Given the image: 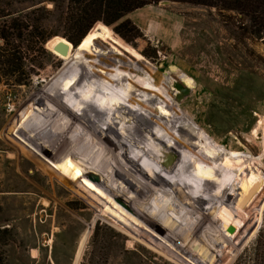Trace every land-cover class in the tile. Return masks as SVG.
<instances>
[{
	"label": "rangeland",
	"instance_id": "1",
	"mask_svg": "<svg viewBox=\"0 0 264 264\" xmlns=\"http://www.w3.org/2000/svg\"><path fill=\"white\" fill-rule=\"evenodd\" d=\"M41 1L12 9H52ZM126 19L138 33L98 22L111 40L67 63L47 40L22 51L25 68L0 67V264H253L263 39L246 38L237 13L171 0ZM172 81L191 88L178 105ZM160 152L177 159L164 168ZM251 171L259 189L237 200Z\"/></svg>",
	"mask_w": 264,
	"mask_h": 264
},
{
	"label": "trees",
	"instance_id": "2",
	"mask_svg": "<svg viewBox=\"0 0 264 264\" xmlns=\"http://www.w3.org/2000/svg\"><path fill=\"white\" fill-rule=\"evenodd\" d=\"M23 0H0V67L25 68L22 51L30 52L35 46L45 52L44 43L61 35L74 47L81 43L93 26L100 22L117 35L127 37L123 29L138 33L126 16L149 4L162 0H42L52 9L34 7L26 11H14ZM198 7L214 8L219 12H234L241 16L246 38L262 40L264 44V0H171ZM13 8V9H12ZM51 16H54L52 22ZM126 19V20H125ZM56 23L54 25L53 23ZM126 40V39H125ZM5 232L0 231V235ZM264 246V209L262 226L253 245L252 263ZM241 260L235 264H247Z\"/></svg>",
	"mask_w": 264,
	"mask_h": 264
},
{
	"label": "bare ground",
	"instance_id": "3",
	"mask_svg": "<svg viewBox=\"0 0 264 264\" xmlns=\"http://www.w3.org/2000/svg\"><path fill=\"white\" fill-rule=\"evenodd\" d=\"M110 30L106 27V26H104V25H102V24H99V23H97V24H95L94 25V27L86 34V36L82 39V41H81V43L78 45V47H77V51H75L74 53H77L78 51H80V50H84V51H87V50H89L90 49V47H91V44L94 42V41H96L97 39H100L101 37H105V38H110V40H111V38H112V36L110 35ZM115 42V41H114ZM69 48H70V46H69ZM81 52V51H80ZM73 53V54H74ZM61 59H63V60H65L66 61V63L67 62H69V60H71L70 58H72V52H67L64 56H60V55H58ZM78 56V55H77ZM135 73H137V71H135ZM138 75H140V74H138ZM138 80V79H137ZM190 83H188V85H189ZM110 85L111 86H113V82L111 81V83H110ZM150 88H152V87H150ZM149 88V89H150ZM155 88H158V86L157 87H155ZM157 90V89H156ZM128 92H129V96H131V97H134V99H133V101H130V103H132L133 105H134V107H135V104L137 103V101H136V94H135V92H137V90L136 89H132L131 87L129 88V90H127ZM139 91V90H138ZM150 94H154L156 97L155 98H157V100H160V96H158V94H155V92L151 89L150 90ZM154 97V96H153ZM149 99V98H148ZM112 100V99H111ZM150 100L151 101H154V99H152V98H150ZM157 102V101H156ZM174 103H175V101H173ZM146 103H149L148 101H146ZM165 103V101L163 100V101H158L157 103H156V106L158 107V106H160V108H162V105ZM175 104H177V103H175ZM168 105H170V104H168ZM178 105V104H177ZM110 111H116V110H114V109H111ZM143 111H140V113H142ZM117 113V112H116ZM112 115V114H111ZM110 115V116H111ZM112 117H113V115H112ZM152 117V116H151ZM131 118H128V120L129 121H131L130 120ZM154 119H157V118H154ZM258 125V124H257ZM259 127H261V129H263V127H264V116H263V118H261V120H260V122H259V125H258ZM257 126V127H258ZM255 131V130H254ZM256 134V133H255ZM252 137V136H251ZM93 141V140H92ZM160 154H161V156L162 155H164V154H166V153H163V152H160ZM166 155H168L169 157H171V163H170V166L173 164V162H175V160L177 159V156L174 154V155H172V154H166ZM160 156V157H161ZM159 157V158H160ZM231 156H229V158H230ZM161 164H162V161H161ZM163 165V164H162ZM169 166V167H170ZM164 167V166H163ZM169 167H164V168H169ZM257 180H258V175L257 174H255L253 171H251V172H248L246 175H245V177L244 178H242V180H240L241 182H240V191H239V194L237 195V200H241L242 198H243V195H245V193L247 192V191H249L250 189H252L253 187H255L256 185H257ZM260 184L261 183H258V185L255 187V189H254V191L253 192H255V191H257V188L259 189V186H260ZM190 191V193H191V190H189ZM189 193V194H190ZM252 193V192H251ZM192 194H193V191H192ZM191 194V195H192ZM250 196H251V194H249L242 202H240V206L241 207H243L244 206V204H245V202L247 201V199H249L250 198ZM238 203H239V201H237L235 204H236V207L235 208H237L239 205H238ZM222 210H224V212L222 213V214H224V215H229V212L227 211V210H225V209H223L222 208ZM223 215V216H224Z\"/></svg>",
	"mask_w": 264,
	"mask_h": 264
},
{
	"label": "water",
	"instance_id": "4",
	"mask_svg": "<svg viewBox=\"0 0 264 264\" xmlns=\"http://www.w3.org/2000/svg\"><path fill=\"white\" fill-rule=\"evenodd\" d=\"M164 3H166V2H164ZM69 46H70V48H69ZM77 47H74L69 41H67L66 39L61 38L59 36H54L45 43L46 50H48L50 53H52L56 56L57 55L64 56L67 52L73 53V52L77 51ZM83 53L84 52H81V54H83ZM175 69H176L175 66L170 67L171 71H174ZM172 88L175 91V95L173 97V100L177 104H179L181 102V100L186 98L190 94V91H191V88L188 86H185V84L182 81L181 82L172 81ZM161 161H162V164L164 167H169L172 160H171V157L164 154L161 156ZM258 228H259V226H258ZM233 230H234V228L232 226L228 228L229 233H232Z\"/></svg>",
	"mask_w": 264,
	"mask_h": 264
}]
</instances>
